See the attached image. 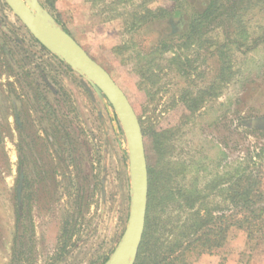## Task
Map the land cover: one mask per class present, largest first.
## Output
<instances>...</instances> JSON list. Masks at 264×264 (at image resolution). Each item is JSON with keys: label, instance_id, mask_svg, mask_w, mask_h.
<instances>
[{"label": "rangeland", "instance_id": "1", "mask_svg": "<svg viewBox=\"0 0 264 264\" xmlns=\"http://www.w3.org/2000/svg\"><path fill=\"white\" fill-rule=\"evenodd\" d=\"M36 1L39 13L65 28L110 74L145 128L177 123L184 110L181 95L209 84L217 73L215 43L200 51L195 63L200 75L185 86L190 92H179L184 82L167 70L151 92H144L133 71L135 53L112 51L129 39L120 19L99 22L87 0H56L51 10L43 0ZM230 1L231 8L239 2ZM262 4L244 12L249 39L232 49L235 79L219 98L232 103L230 111L217 122L210 111L186 125L175 143L182 158L203 138L218 142L230 158L264 149V121L256 119L264 116V0ZM198 8L197 0L185 3L188 14ZM212 26L217 40L231 38L229 12ZM166 31L164 23L154 24L135 43L151 46ZM42 47L0 0V264H104L130 211L126 140L107 99ZM63 230L69 240L60 253ZM214 254L208 264L213 259L217 264H264V246L253 248L236 228ZM197 256L191 254L192 264Z\"/></svg>", "mask_w": 264, "mask_h": 264}, {"label": "trees", "instance_id": "2", "mask_svg": "<svg viewBox=\"0 0 264 264\" xmlns=\"http://www.w3.org/2000/svg\"><path fill=\"white\" fill-rule=\"evenodd\" d=\"M43 1L51 10L56 0ZM87 1L99 22L121 20L129 39L115 45L112 51L135 53L133 71L138 73L137 85L144 92H151L160 83L165 70L184 82L179 92H190L185 86L200 75L195 65L200 61V51L217 43V73L209 84L181 95L184 110L180 120L155 129L141 126L148 168V203L134 264H192V253L199 259L222 249L232 228L242 230L246 243L253 248L264 246V149L230 158L218 142L203 138L184 159L175 144L181 130L194 124L197 117L213 111L217 122L230 111L232 103L219 98L235 79L236 57L232 49L236 42L248 41L244 12L262 6V0H239L234 8L230 0H197L199 8L192 14L185 12L187 0ZM156 2L160 4L153 6ZM228 12L231 38L217 40L212 35V25ZM162 23L167 31L159 33L151 46L135 43L142 30ZM172 33H177V38H172ZM256 119L264 121V116ZM67 236L63 230L62 244L69 240Z\"/></svg>", "mask_w": 264, "mask_h": 264}, {"label": "water", "instance_id": "3", "mask_svg": "<svg viewBox=\"0 0 264 264\" xmlns=\"http://www.w3.org/2000/svg\"><path fill=\"white\" fill-rule=\"evenodd\" d=\"M31 35L48 51L83 76L111 105L127 144L130 180L128 222L116 247L104 264H134L142 240L148 203V168L139 119L126 94L110 74L51 18L39 13L36 0H4Z\"/></svg>", "mask_w": 264, "mask_h": 264}, {"label": "crops", "instance_id": "4", "mask_svg": "<svg viewBox=\"0 0 264 264\" xmlns=\"http://www.w3.org/2000/svg\"><path fill=\"white\" fill-rule=\"evenodd\" d=\"M212 255H215V254H212ZM208 257L210 259H212L211 255H202L200 256V258L198 259V261H196L194 264H208L209 260H208ZM210 261H213L211 264H217V263H214V259L213 260H210Z\"/></svg>", "mask_w": 264, "mask_h": 264}]
</instances>
